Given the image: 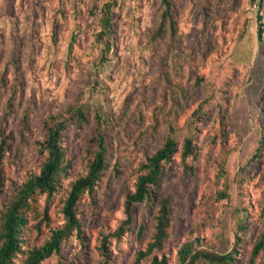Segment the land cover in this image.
Masks as SVG:
<instances>
[{
	"label": "rangeland",
	"instance_id": "374dc122",
	"mask_svg": "<svg viewBox=\"0 0 264 264\" xmlns=\"http://www.w3.org/2000/svg\"><path fill=\"white\" fill-rule=\"evenodd\" d=\"M168 1L174 31L160 27L162 0H0V233L6 205L45 160V124L64 123L63 169L50 196L34 192L21 209L13 264L64 226V200L97 134L105 167L76 202L79 231L39 264H150L154 253L182 264L187 243L245 264L264 234V0ZM166 138L175 151L120 232L126 196ZM163 199L167 237L136 260ZM253 264H264V245Z\"/></svg>",
	"mask_w": 264,
	"mask_h": 264
},
{
	"label": "trees",
	"instance_id": "16d2710c",
	"mask_svg": "<svg viewBox=\"0 0 264 264\" xmlns=\"http://www.w3.org/2000/svg\"><path fill=\"white\" fill-rule=\"evenodd\" d=\"M111 2H104L100 7L101 16L99 18V25L101 27V34L106 33L104 42L109 48L110 32L111 30ZM165 5L161 13L160 27L164 28L167 23L170 30L174 31L175 22L171 16V8L168 0H162ZM104 36V35H103ZM78 114L82 116L80 110ZM46 138L44 140V149L46 150V157L42 163L38 174L28 177L16 192L15 198L6 205L3 212L1 233H0V264H13V257L20 251L21 241L19 237V230L24 222L21 209L26 205L28 197L34 192H43L50 196L56 188L57 178L63 169L62 162L64 160V150L61 147V129L64 123L53 122L46 123ZM97 150L94 152L93 158L89 163L87 173L84 176L78 177L73 181L67 193L62 207V213L65 218L64 226L52 230L48 240L41 246L33 247L26 250V256L23 264H39L44 258L49 256L52 252L59 249L61 241L72 233L73 230L79 231V221L75 212L76 202L80 194L84 190L93 189L96 181L101 175L105 167V145L103 136L97 134ZM3 141L0 142V150H2ZM175 141L173 138H166L163 145L156 149L152 155L148 156L144 169V173L137 177L135 189L133 192L127 194L125 199L124 212L125 219L118 227L120 232L125 229L126 224L130 223V206L134 202H141L150 197L151 191L149 186L156 185L159 175L161 173L162 162L171 158L175 151ZM189 140L186 141L183 155L188 154L190 148L188 147ZM0 173V185L1 181ZM264 211V207H263ZM169 213L166 200H161L158 209L154 215L153 234L151 240L147 243L145 250H139L136 260H140L148 256L151 251H156L162 248L163 243L167 237V227L169 225ZM143 229L139 226L138 232ZM264 245V234L255 242L252 247L251 255L245 264H253L254 257ZM104 252L107 253L106 247L103 244ZM179 257L182 264H199V261H205L207 264H230L234 259L232 250L227 252L209 251L204 249L192 248L191 244H184L178 250ZM100 264H108L107 260H103ZM150 264H168L165 255L158 257L156 253L152 255Z\"/></svg>",
	"mask_w": 264,
	"mask_h": 264
}]
</instances>
